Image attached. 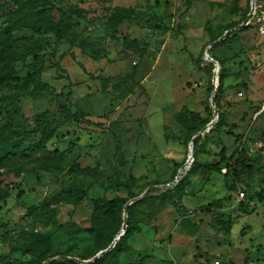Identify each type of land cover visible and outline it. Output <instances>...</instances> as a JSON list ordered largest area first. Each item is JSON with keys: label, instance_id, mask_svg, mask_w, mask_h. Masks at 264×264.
I'll return each mask as SVG.
<instances>
[{"label": "rangeland", "instance_id": "374dc122", "mask_svg": "<svg viewBox=\"0 0 264 264\" xmlns=\"http://www.w3.org/2000/svg\"><path fill=\"white\" fill-rule=\"evenodd\" d=\"M41 2L48 26L10 30L12 15ZM246 3L0 0V38L13 42L0 62V153L7 142L37 141L36 120L54 130L45 151L0 164V264L33 260L40 237L49 259H92L100 252L89 233L93 201L126 197L116 184L130 178L135 197L114 238L134 203L135 229L117 264H264V46L253 30L214 50L221 67L205 55ZM114 14L122 18L115 31ZM34 72L38 85L5 79ZM183 110L206 124L188 133ZM243 159L251 167L236 181L231 170ZM176 185L185 213L161 199Z\"/></svg>", "mask_w": 264, "mask_h": 264}, {"label": "trees", "instance_id": "16d2710c", "mask_svg": "<svg viewBox=\"0 0 264 264\" xmlns=\"http://www.w3.org/2000/svg\"><path fill=\"white\" fill-rule=\"evenodd\" d=\"M248 1L246 3V8L242 16L240 17L239 21L236 23L231 24L228 26L222 33L229 31L233 28L238 27L246 18V15L248 13ZM49 12V6L48 4L41 2L38 4H34L32 9H29L25 12H22V14L15 13L10 17V30L14 31L17 29H27L34 33H40L42 29L45 26H48L50 21V16L48 17ZM122 18L119 17L118 14L113 15V21H112V29L115 31L119 25L121 24ZM253 31L252 26L244 27L240 30L233 31L229 33L225 39H223L221 42L217 43L211 50H210V56L213 60H215L219 66L220 62L218 58L213 54L214 50L222 45H227L231 42V39L236 36L237 34ZM8 34L5 32L1 33L2 38H0V62L6 60L9 57V49L12 47L13 42L7 38ZM220 34L219 37H221ZM218 38V37H217ZM217 38L211 40L215 41ZM134 43V42H133ZM262 45L264 46V39H262ZM129 47H135L133 44H130ZM212 66V65H211ZM221 67V66H220ZM222 69V68H221ZM40 75L38 72H34L32 74L26 75L24 77H13L10 75H6L5 79L10 82H17L22 84H39V78ZM129 78L125 77L123 81H127ZM108 80H102L101 81V88L103 92H107V82ZM221 77H219L218 81V94H222L221 91ZM134 86H138V84H134ZM140 87V86H139ZM113 92L118 93L121 92V84L115 83L112 85ZM208 90H211V87L208 88ZM66 119L71 120L73 122L77 123H84L85 121V115L81 113H68L66 114ZM179 123L190 134H195L198 130H200L205 124L206 121L201 119L197 114L187 112L186 110H183L181 114L179 115ZM89 124L93 123L88 122ZM44 121L36 120L35 121V127L36 130L34 132V136H37V141H34L31 144H28V146H23L22 140L19 141L16 140L15 143L10 144V142H7V147L0 153V164H5L8 161H11L17 157H20L26 153L31 152H37V151H45V144L47 141L53 136L54 130L49 128ZM21 135L22 132H15V134L18 137V134ZM31 133V132H28ZM33 134V133H32ZM31 134V135H32ZM26 139H29L27 137ZM25 139V140H26ZM24 141V139H23ZM116 150H118V144L116 145ZM193 160L195 161V156H193ZM226 161L224 157V152L222 154L221 162ZM229 167V166H228ZM250 165L248 164V161L246 160H237L235 161V166L232 168V173L236 181L240 180L241 172L239 171H249ZM118 187L124 189L126 191V197L124 198H115V199H104V198H98L93 201V209H92V216H91V226L89 229V233L94 238L95 245L97 246V249L99 251L105 250L107 246L112 242L115 233L118 229V223L116 222L117 217L122 214L124 210V206L127 203L128 200H131L135 197V195L132 192V188L135 185L134 178H130L129 181L121 182L120 184H116ZM162 200H166L169 204L174 206L177 212L179 213H185L187 210L182 205V196L180 193V188L176 185L171 188L170 193L163 194L161 196ZM142 202V201H141ZM140 203V202H139ZM135 205L132 204L128 208L127 213V229L125 234L120 237V239L116 242L115 247L106 255L98 259L93 264H117V257L120 253L128 251L124 248L126 239L128 237V234L131 230L135 229V222L134 218H132V207ZM241 207H243L241 205ZM209 210V206L206 208ZM242 209V208H241ZM243 211V210H242ZM246 214H251V212H245ZM41 245V249L39 250L38 254L33 260L27 261V262H17L15 261L14 264H43L47 259L54 257V255L51 254L50 251V243L47 238L40 237L37 239ZM79 259L84 260L85 258L77 257ZM150 257H144L141 260H150ZM52 264H75L71 262H63V261H55Z\"/></svg>", "mask_w": 264, "mask_h": 264}, {"label": "water", "instance_id": "95a60500", "mask_svg": "<svg viewBox=\"0 0 264 264\" xmlns=\"http://www.w3.org/2000/svg\"><path fill=\"white\" fill-rule=\"evenodd\" d=\"M250 19V15H248L246 17V19L244 20V22L236 27V28H233L227 32H225V34L220 38L218 39L217 41L209 44V46L207 47L206 49V52H205V55H206V59L212 63L215 67V69H217V63L209 56V51L210 49L216 45L217 43L221 42L223 39H225V37L233 32V31H236V30H240L242 28H244V26L246 25V23L248 22V20ZM215 84H213V88L215 89ZM211 103L213 104V96H211ZM217 116V108L214 107V117ZM212 124V123H211ZM211 124L209 126L206 127L205 130H208L209 127L211 126ZM195 139V138H194ZM192 144H193V141H192ZM190 161H192V158L190 157ZM132 203V202H131ZM130 205V203L127 205V207ZM127 207L125 209V214L127 213ZM127 227V222H126V216L124 217V220H123V227H122V230L121 232H119L116 237L114 238L113 242L111 243V245L105 249V250H102L100 251L98 254H96L92 259L88 260V261H80L78 259H75V258H69V257H57V258H52V259H49L45 264H52L53 262L55 261H63V262H71V263H75V264H93L95 261H97L98 259H100L101 257H103L104 255H106L107 253H109L114 247H115V243L116 241H118L120 239V237H122L124 235V231Z\"/></svg>", "mask_w": 264, "mask_h": 264}, {"label": "built area", "instance_id": "2783aa9c", "mask_svg": "<svg viewBox=\"0 0 264 264\" xmlns=\"http://www.w3.org/2000/svg\"><path fill=\"white\" fill-rule=\"evenodd\" d=\"M248 15H250V19L248 20V22L244 27H247L249 25L252 26L257 36L261 39H264V0H249L248 13L246 17ZM211 264H219V263L214 262Z\"/></svg>", "mask_w": 264, "mask_h": 264}]
</instances>
